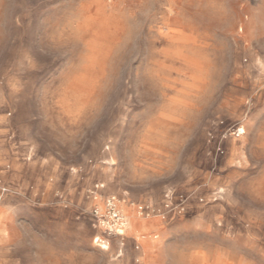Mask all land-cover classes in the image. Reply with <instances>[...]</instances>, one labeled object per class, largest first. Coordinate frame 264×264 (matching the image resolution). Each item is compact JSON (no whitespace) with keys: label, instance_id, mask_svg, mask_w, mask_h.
Returning a JSON list of instances; mask_svg holds the SVG:
<instances>
[{"label":"rangeland","instance_id":"1","mask_svg":"<svg viewBox=\"0 0 264 264\" xmlns=\"http://www.w3.org/2000/svg\"><path fill=\"white\" fill-rule=\"evenodd\" d=\"M75 2L0 0V185L7 190L0 206L14 214L0 240V264H75L85 256L144 264L139 249L122 252L120 242L113 248L115 237L94 226L90 207L102 204L85 195L95 184L120 201L126 230L136 228L133 204L173 190L188 198L184 211L156 218L171 225L210 216L219 236L264 253V210L241 215L231 190L247 163L238 142L245 144L248 128L264 126V59L256 54L264 30L249 45L236 25L257 2L264 24V0H87L96 18L91 31L122 55L109 57L104 89L77 85L53 96L50 85L66 64L43 49ZM151 45L154 67L186 104L156 113L137 132L149 107L132 97ZM233 127L245 133L236 137ZM247 253L243 264H260Z\"/></svg>","mask_w":264,"mask_h":264},{"label":"snow or ice","instance_id":"2","mask_svg":"<svg viewBox=\"0 0 264 264\" xmlns=\"http://www.w3.org/2000/svg\"><path fill=\"white\" fill-rule=\"evenodd\" d=\"M95 2L98 3L99 0ZM92 7L93 4L88 3L87 0H77L72 4L64 13L68 20L67 24L59 34L52 32V43L43 49L51 59L60 58L66 64L58 82L50 85L53 96L60 92L70 91L77 85L92 90L104 89L106 84L103 73L109 57L122 55L111 51L106 36L97 35L91 31V22L96 19L89 12ZM52 27L54 26L49 24V28ZM153 47L150 46L145 64L141 65L137 73L139 86L132 97L133 103H141L149 107V115L141 120L137 132L156 113L163 114L168 109L175 111L186 104V100L176 95L178 89L166 83V78L154 67L158 58L152 54ZM130 49L131 46H129ZM256 54L264 59V47L258 49ZM35 66L38 67L36 62ZM127 87L131 88V82H128ZM115 99L116 97L113 96V102ZM125 103H128L126 97ZM240 132L245 133V127H240ZM238 146L242 147L246 154L247 163L236 170L231 190L234 196L233 206L243 215L245 208L252 210L259 206L264 210V126H261L258 131L255 128H248L245 144L239 145L238 142ZM124 158L126 157H122ZM229 171L233 169L230 168ZM257 198H259V203H257ZM194 226L189 225L188 227ZM261 227L264 228V216L261 217ZM218 232H223V229H219ZM262 239H264V234H262ZM118 242L119 237L113 238L112 247L116 248ZM125 246L130 253L135 251L132 242L125 241ZM224 247L228 248L229 245L225 243ZM75 264H100V262L94 257L85 256L82 259L77 258ZM172 264H225V261L219 249L197 241L185 249L182 259H174ZM260 264H264V259H261Z\"/></svg>","mask_w":264,"mask_h":264},{"label":"crops","instance_id":"3","mask_svg":"<svg viewBox=\"0 0 264 264\" xmlns=\"http://www.w3.org/2000/svg\"><path fill=\"white\" fill-rule=\"evenodd\" d=\"M257 5L258 2L255 4L256 7L249 9L247 14L243 13L236 25V28L239 27L242 33L243 41L249 45H256V42L262 37L260 32L264 30V24L262 23L263 14L259 11ZM170 191L173 190L165 191L159 198L146 197L140 202L157 204ZM133 211L135 210L132 208L131 212ZM1 215L4 216L2 217ZM13 220L14 214L9 212L4 205H1L0 240H4V232L9 233V223L13 222ZM189 225L195 226L190 228L188 227ZM135 226V231L131 229L126 230L124 238H119V242L121 250L126 253H130V251L126 248L125 241L132 242L135 246L133 253L139 249L143 254L144 264H172L174 259H182V253L185 249L197 241L219 249L223 255L225 264H242L244 258H246L245 256L249 254L247 252H251V254L256 256L257 262L264 259L263 251L258 248H254L253 246L248 247L241 240L231 242L219 236L214 230L213 219L210 216H191L178 220L171 225H167L160 218H141L138 216ZM225 243L229 245L228 248L224 247Z\"/></svg>","mask_w":264,"mask_h":264},{"label":"built area","instance_id":"4","mask_svg":"<svg viewBox=\"0 0 264 264\" xmlns=\"http://www.w3.org/2000/svg\"><path fill=\"white\" fill-rule=\"evenodd\" d=\"M229 129L235 133L234 136H239V129H234V127ZM217 151L219 152V149H217ZM5 188V184L0 185V192H7ZM101 189L102 185L95 184L90 189L86 190L87 195H85L87 201H96L102 204L101 206L90 207L89 214L94 220V226L107 237L122 238L124 236L122 230L124 229L125 221L120 208V201L117 200L115 196H103L100 192ZM187 200L188 198L185 197L184 194L170 191L165 194L161 202L157 204L141 202L137 205L133 204V206L135 207L138 216L141 218L164 217L170 214L180 215V213L184 211V206L187 203ZM128 205L132 206V203Z\"/></svg>","mask_w":264,"mask_h":264},{"label":"bare ground","instance_id":"5","mask_svg":"<svg viewBox=\"0 0 264 264\" xmlns=\"http://www.w3.org/2000/svg\"><path fill=\"white\" fill-rule=\"evenodd\" d=\"M109 176V175H108ZM108 179V178H107ZM115 183V182H114ZM222 190V189H221ZM100 204V203H99ZM5 214V213H4ZM8 215V214H7ZM2 216V215H1ZM4 216V215H3ZM2 216V217H3ZM124 216V215H123ZM137 215H135V216H133V221H132V224H133V226H135L136 225V219H137V217H136ZM5 218V217H4ZM124 221H125V226H124V229L122 230V234L124 235L125 234V230L128 228V225H129V223H128V219L124 216ZM147 222H149V221H147ZM5 233V232H4ZM8 234V233H7ZM7 236H9V235H7ZM97 242H98V239H94V241H93V243L94 244H96L95 246H97L98 247V250L100 249L101 251H102V253L103 252H105V253H107V252H109V250H110V247L108 246V244H97ZM123 252V251H122ZM118 256V255H117ZM239 264V263H238ZM243 264V263H242Z\"/></svg>","mask_w":264,"mask_h":264}]
</instances>
